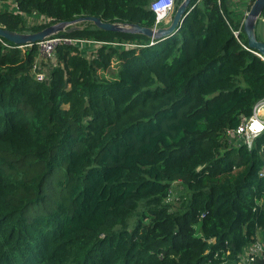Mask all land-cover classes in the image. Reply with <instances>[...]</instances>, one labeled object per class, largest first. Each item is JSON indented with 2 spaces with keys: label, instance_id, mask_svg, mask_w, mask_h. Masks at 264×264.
<instances>
[{
  "label": "trees",
  "instance_id": "trees-1",
  "mask_svg": "<svg viewBox=\"0 0 264 264\" xmlns=\"http://www.w3.org/2000/svg\"><path fill=\"white\" fill-rule=\"evenodd\" d=\"M11 1L0 26L18 32L155 18L151 0ZM251 1L190 0L160 39L79 22L56 35L92 46L53 59L0 36V264H222L264 240V132L251 147L226 132L264 97Z\"/></svg>",
  "mask_w": 264,
  "mask_h": 264
},
{
  "label": "built area",
  "instance_id": "built-area-1",
  "mask_svg": "<svg viewBox=\"0 0 264 264\" xmlns=\"http://www.w3.org/2000/svg\"><path fill=\"white\" fill-rule=\"evenodd\" d=\"M174 7L175 0H151L150 8L155 14L153 27L157 28L165 25V22L171 19ZM248 9H243L244 15L241 21L242 25ZM239 31L240 29L233 30L234 36L237 37ZM62 42L78 43L80 46L84 47L91 44L93 41L55 34L50 35L36 42L38 45L39 56L44 59H53L55 47ZM151 43H153L152 40L150 41V44ZM18 46L20 47L21 45ZM262 58L264 59V57ZM31 71L37 80H43L46 77L45 72L39 66L38 60L32 64ZM226 132L234 142L245 143L248 147H251L254 138L264 132V97L253 105L252 112L248 117H242L235 128L228 129ZM257 259H264V240L261 239H257L249 245L245 251L239 255L237 260L223 261L222 264H251Z\"/></svg>",
  "mask_w": 264,
  "mask_h": 264
},
{
  "label": "water",
  "instance_id": "water-1",
  "mask_svg": "<svg viewBox=\"0 0 264 264\" xmlns=\"http://www.w3.org/2000/svg\"><path fill=\"white\" fill-rule=\"evenodd\" d=\"M189 2L190 0H182L176 7L174 13H172V17L169 23L157 28H154L153 26L145 27L139 24L128 25L115 23L104 21L97 16L82 15L70 21H58L55 23H51L35 32H18L0 26V36L18 45H29L47 36L56 34L57 32L64 30L66 26L70 25L67 28V31H71L79 28V25H77V23L79 22L92 21L95 26L105 30L142 33L150 37L151 39H160L176 30L178 23L181 21L184 13L186 12ZM263 8L264 0H253L243 20V29L247 38L248 47L255 50L256 53L262 57H264V41L257 38L255 28L256 21L260 19Z\"/></svg>",
  "mask_w": 264,
  "mask_h": 264
},
{
  "label": "rangeland",
  "instance_id": "rangeland-1",
  "mask_svg": "<svg viewBox=\"0 0 264 264\" xmlns=\"http://www.w3.org/2000/svg\"><path fill=\"white\" fill-rule=\"evenodd\" d=\"M176 1V0H175ZM0 4L1 5H4L5 7H7V8H9V9H12V10H15V8H16V6H15V3L13 2V1H7V2H3V3H1L0 2ZM26 19H27V23L28 24H34V23H41V22H45V21H47L48 19L46 18H44L43 16H40V15H38V16H28V15H26V17H25ZM262 27H263V24L262 23H258V25H257V27H256V30L257 31H261V29H262ZM25 32H29V31H25ZM54 35V34H53ZM56 35V34H55ZM30 45V44H29ZM23 45H21L20 47H22ZM88 46H92V43L91 44H89ZM88 48V47H87ZM87 48H85V49H87ZM90 53V52H89ZM87 54V53H86ZM88 55V54H87ZM41 58V56H39L38 57V60ZM176 190H177V186H175V184L173 185V189L171 190V195H170V197H169V200H171L172 201V198H173V196L175 195V193H176Z\"/></svg>",
  "mask_w": 264,
  "mask_h": 264
},
{
  "label": "crops",
  "instance_id": "crops-1",
  "mask_svg": "<svg viewBox=\"0 0 264 264\" xmlns=\"http://www.w3.org/2000/svg\"><path fill=\"white\" fill-rule=\"evenodd\" d=\"M263 20H264V19H263ZM169 21H170V20H168L167 22H165V25H167V24L169 23ZM255 31H256L257 34H258V32H259V34H260L262 37H264V31H263V30H261V31H257L256 28H255Z\"/></svg>",
  "mask_w": 264,
  "mask_h": 264
}]
</instances>
